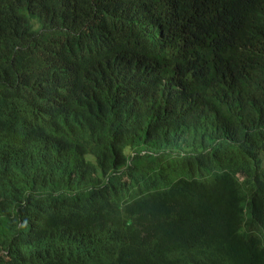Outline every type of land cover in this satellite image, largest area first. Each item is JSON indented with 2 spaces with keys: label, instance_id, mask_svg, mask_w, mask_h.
<instances>
[{
  "label": "trees",
  "instance_id": "16d2710c",
  "mask_svg": "<svg viewBox=\"0 0 264 264\" xmlns=\"http://www.w3.org/2000/svg\"><path fill=\"white\" fill-rule=\"evenodd\" d=\"M195 1L203 2L207 20L188 14L189 0H0V115L10 117L0 119V264H264V225H258L264 185L255 179L264 174V88L255 103L230 74L223 82L228 106L222 91L184 78L179 66L164 70L184 60L187 45L207 47L219 9L243 39L228 48L264 74V0ZM156 11L173 18L161 23ZM50 23L55 33L47 32ZM169 28L173 34L165 36ZM184 28L187 40L177 42L174 34ZM35 55L58 62L61 82H71L66 93L58 88L45 100L40 88L39 95L36 84L52 77ZM77 55L83 66L74 68ZM105 68L112 77L102 82L95 76ZM185 102L194 113L178 120L174 110ZM166 146L175 152L171 163L156 155L140 161L143 151ZM230 157H236L231 164ZM185 169L209 176L217 214L227 208L244 224L225 219L228 232L243 231L239 243L213 231L207 234L218 248L198 255L175 214L166 221L151 210L176 201V194L161 198L160 189L169 191L165 181L178 187L183 204L198 203ZM103 178L131 191L113 216L103 207ZM147 184L151 194H135ZM245 195L255 213L239 203Z\"/></svg>",
  "mask_w": 264,
  "mask_h": 264
},
{
  "label": "rangeland",
  "instance_id": "374dc122",
  "mask_svg": "<svg viewBox=\"0 0 264 264\" xmlns=\"http://www.w3.org/2000/svg\"><path fill=\"white\" fill-rule=\"evenodd\" d=\"M189 1L191 3V7L188 11V14L197 22L202 17L207 20L208 13L204 14L202 10L203 2L197 3L195 0ZM120 2L126 3L127 0H120ZM195 8L200 10V12L198 13L192 10ZM142 12L145 14V16L151 15V11L147 8L142 9ZM156 12L162 16L161 23L165 20H172L173 18L172 16L166 15L162 12ZM221 12L222 11L218 9L215 15L213 16V19L211 20V22L215 23L218 28L214 39H210L211 42H209L207 47L204 48V45L200 43H191L187 45L185 48L180 50V53L182 54L180 57L184 58V60H178L177 64L176 61H170V63L165 66L164 70L172 71L176 69L177 66H179L181 72L184 75V78L186 76L192 82H201L204 86L209 87L212 93L222 91L223 101H225L228 106L232 105L233 103L229 101L224 95L223 90L229 88V86H225L223 82L226 77L230 76V74L237 75L240 80L237 86L243 88L246 93L254 95L255 103H259L261 97L258 96L257 89L259 87L264 88V74L258 73L256 70L250 69L246 62H241L242 58L237 50L228 48V44L231 40H235L237 43L243 45V39L237 34H235V28L229 27L223 23V21L220 19ZM176 20L181 21V19L179 18H176ZM54 28L55 24L50 23L47 32L55 33ZM187 32L188 29L184 28L179 30L177 35L175 33L174 35L177 42H186ZM172 34L173 33L170 28L164 33L165 36H170ZM42 36L43 34L41 30L39 32L38 37ZM58 36L62 37L63 35L58 34ZM217 43H220V47H223L222 53L225 55L226 59L222 62V66H226L227 70H224L223 67L220 66L224 55L220 52V47L215 46V44ZM58 44L59 46L62 45L61 42H58ZM212 44L213 47L211 46ZM202 53L204 55L203 58ZM35 56L36 61L43 70V72H49L52 77V79L50 80V84H48V79L46 78L36 84V88L39 91V95H42L40 88H43L48 94L47 97L42 95L45 100L49 97L52 98L54 95H56L58 88H62L64 93H66L67 88L71 82L70 80L64 81L63 83L61 82V76L56 74L58 62L55 59L42 60L37 55ZM214 56H218V58L215 59ZM79 57L80 56L77 55V59H75L74 68L75 66H83L81 64H78ZM185 61L187 62L185 63ZM238 66L243 67L244 70L240 68V70L236 72L235 67ZM108 70L109 68L103 69L101 73L95 76V78L104 82L107 77H112V75H107ZM181 83L182 81H180L178 85L181 86ZM174 91L176 96V89H174ZM179 105L180 106L178 107V110H174V115L178 120H182V118L191 117V114L194 113V111H192V109L189 107V103H179ZM0 119L3 122L6 119H10V117L9 115H0ZM183 150L184 148L180 149L181 153L183 152ZM241 151L238 150L237 154H239ZM126 152L130 154L131 150H127ZM143 153L145 155V158H142L140 161L150 163L154 159L152 158V156L156 155L157 161L163 164L171 163L172 161H169L168 159L175 154V152L168 146L158 150L156 153L150 150H145L143 151ZM133 155H135V153ZM235 158L236 157H230L228 159V163L230 162L231 164ZM173 167L176 168V163L173 165ZM184 176L186 178L191 177L193 183V190H191L190 193L195 194L197 196L198 203L195 206H193L190 202L189 204L187 202L185 203L188 205L183 204L180 201L182 195L179 193L178 187L176 186L175 190L174 188H172L171 184H167L169 182L165 181L163 184H166V187L169 188V191H167L165 188L160 189L161 198H164L165 196L167 197L168 194H170L171 196H174L176 194V201L170 198V200H168V203L162 206L160 210H151H153L155 213H162L160 216L164 217L166 221L174 220L172 213L175 214L176 219L178 220L177 223L182 224L183 230L187 233L185 235L186 240L192 245H194L196 249H199L198 255L204 254V248H218V240L215 239L212 235L207 234L213 231H222L223 237L225 235H228V237H224V239L230 238L234 244L239 243L242 240V237L244 236L243 231L228 232V227L225 222V219H230L231 222L233 224H236V227L239 228L243 227L244 224L242 222L237 221L234 217L229 216L230 210L227 208L219 206L221 212L220 214H217V210L212 207L213 204H217L216 200L212 198L213 196L210 193L213 190L212 184L210 182L205 181V179L209 176H197L191 169H185ZM242 176L244 175H242L241 173L236 174V177ZM103 179L105 182L100 185L105 200L103 207L107 212H109L107 214L113 216L116 213H120L121 209L124 206V203H120V201L123 197L128 198L131 191H125L123 182L120 183V185H117L118 182L112 184V180L109 178ZM255 179H260V185H264V174H259ZM203 186L205 188H203ZM138 188H140V190L135 193L136 195H139L140 193H143V195L151 194V186L148 184L147 186H142ZM236 200L238 199L236 198ZM248 201H250V196L245 195V198H243L239 203L244 207H247V213H255L254 207L249 208V206L243 203ZM258 210L260 213L264 212V199L260 200ZM155 219L157 220L156 216ZM261 224L264 225V219H262L258 225ZM167 225H169L168 222L164 224V227H166ZM260 245L264 246V241H262ZM183 248H185V246ZM181 258L186 259L184 255H182Z\"/></svg>",
  "mask_w": 264,
  "mask_h": 264
},
{
  "label": "bare ground",
  "instance_id": "6f19581e",
  "mask_svg": "<svg viewBox=\"0 0 264 264\" xmlns=\"http://www.w3.org/2000/svg\"><path fill=\"white\" fill-rule=\"evenodd\" d=\"M124 202V197L121 199L120 203H123Z\"/></svg>",
  "mask_w": 264,
  "mask_h": 264
}]
</instances>
